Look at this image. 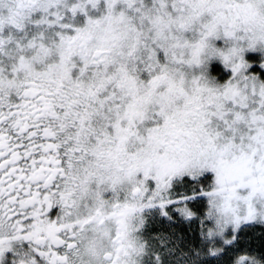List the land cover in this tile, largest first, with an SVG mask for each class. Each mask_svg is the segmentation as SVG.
I'll return each instance as SVG.
<instances>
[{"label":"snow or ice","instance_id":"obj_1","mask_svg":"<svg viewBox=\"0 0 264 264\" xmlns=\"http://www.w3.org/2000/svg\"><path fill=\"white\" fill-rule=\"evenodd\" d=\"M85 34L102 46L70 67ZM26 50L57 63L42 70ZM260 52L264 0H0V264H84V252L97 264H264ZM53 67L68 80L103 72V93L88 92L107 121L95 147L82 140L90 121L70 118L63 78L39 86ZM141 84L159 96L143 131L121 102ZM202 97L222 101L211 113L227 167L200 143ZM173 99L199 112V131L146 154L173 127Z\"/></svg>","mask_w":264,"mask_h":264},{"label":"clouds","instance_id":"obj_2","mask_svg":"<svg viewBox=\"0 0 264 264\" xmlns=\"http://www.w3.org/2000/svg\"><path fill=\"white\" fill-rule=\"evenodd\" d=\"M6 14V9L4 10ZM102 46V41L97 35L85 34L78 40L74 41L70 48L66 51L65 55L68 57L69 66H79L82 58H88L91 60L93 54L97 48ZM31 58L36 67L47 69L49 65H55L57 63L54 56L44 53L40 50H26L25 53ZM264 57V52L258 53ZM111 57V54H109ZM63 78L65 88L68 89L66 96L70 101L69 113L70 118L75 114H79L82 120L90 121V127L87 130V135L82 137V140L90 146L95 147L91 137L96 132H102L107 127V121L101 120L95 115L98 110V106L94 103L92 95L88 94L89 87L96 92L103 93L106 81L103 78L102 71L91 70L88 73L81 74L79 72L74 73V80H68L66 77H62L59 69L53 67L50 70L49 75L43 77L39 81V86L45 90H55L58 86V81ZM80 82L82 88H75L74 82ZM185 87H190L189 84H185ZM160 91H163L161 89ZM74 92L78 94L73 95ZM159 96L154 93L153 90L145 88L142 84L135 87L131 92H122L121 102L125 105L129 111L139 113L143 115V118L137 119V128L141 131L148 127L154 126V122L151 120V114L157 107V101ZM196 103L200 104L202 108L200 111L204 112V128L205 132L200 135V143L206 151V155L209 158L222 161L224 167H227L233 161V153L223 149V145L227 141L221 134H218V123L212 119L211 108L217 107L222 101H209L207 97H202ZM168 112L173 118V127L162 132L161 140L158 143L143 145L146 154H151L153 151L158 153H164L169 148V143L173 139H185L189 137L184 133L199 131V124L201 117L199 112L195 116H188L184 113V101L183 99H173L168 104ZM112 119H116L115 115L111 116ZM126 125L127 121H123ZM264 126V125H261ZM101 147L107 150L110 145L105 143ZM105 251H111V245L108 241L103 242L102 245ZM103 253H101V259ZM81 259L84 264H97L96 257L91 252H84Z\"/></svg>","mask_w":264,"mask_h":264}]
</instances>
